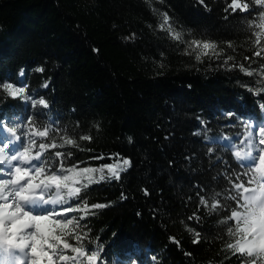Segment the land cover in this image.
<instances>
[{
  "label": "trees",
  "instance_id": "trees-1",
  "mask_svg": "<svg viewBox=\"0 0 264 264\" xmlns=\"http://www.w3.org/2000/svg\"><path fill=\"white\" fill-rule=\"evenodd\" d=\"M242 2L247 11L225 12L230 0H0V120L30 128L26 122L33 117L38 130L49 126L43 142L64 145L44 153L53 168L57 151L72 153L66 167L131 161L119 180L80 193L90 205H108L90 209L81 221L90 228L81 243L99 247L103 264L244 259L228 248L236 239L227 233L234 221L222 222L235 205L229 179L245 171L230 144L244 137L246 123L264 122V91L255 94L261 86L239 67L259 59L253 53L262 10L255 0ZM160 13L183 38L215 43L220 57L197 61L186 54L181 41L160 29ZM228 56L234 59L225 65ZM5 82L25 86V95L44 98L48 108L14 99ZM34 139L37 146L42 142ZM216 192L222 207L200 204L201 196ZM65 238L76 246L72 236Z\"/></svg>",
  "mask_w": 264,
  "mask_h": 264
},
{
  "label": "snow or ice",
  "instance_id": "snow-or-ice-1",
  "mask_svg": "<svg viewBox=\"0 0 264 264\" xmlns=\"http://www.w3.org/2000/svg\"><path fill=\"white\" fill-rule=\"evenodd\" d=\"M199 2L204 4L205 0ZM255 3L264 6V0H255ZM248 8V3L242 0H230L225 12L229 9L232 12L237 10L243 12ZM159 15L160 29L168 32L173 39L184 42L181 32L170 23L168 14ZM255 26L264 29V13L260 14L259 22ZM255 35V43L259 45L264 32H256ZM188 47L193 50L200 49V54L195 56L197 61H200L202 56H207L209 50L217 56L220 55L216 51L217 45L213 42L192 40ZM228 47H232L231 43ZM253 55L264 58V46ZM233 59L232 56H228L224 64L227 65ZM244 59L248 60L249 57L245 56ZM239 67L248 76L254 74L253 70L246 69L244 65ZM35 71L43 72L44 69L38 67ZM257 75L260 79L254 83L261 87L255 89V94L264 91V64H261ZM20 76H24L23 70ZM44 87H47V84ZM3 89L14 99L17 96L25 100L32 99L25 95V86L14 87L13 83L5 82ZM248 90L254 91L251 87ZM37 105L48 108L42 97L32 99V107L35 108ZM259 106L264 109V102ZM26 123L30 125L28 132L18 134L16 126H8L4 120H0V132L6 127L7 133L10 134L0 137V264H61L69 261L72 264H103L99 247L93 249L81 243L90 232L87 223L81 224V221L85 220L90 209H103L108 205L105 203L90 205L80 193L91 184L106 179L119 180L120 172L130 167L131 161L124 158L122 162L118 160L115 163L103 164L99 168L80 169L75 164L71 167L65 166V159L71 157V152L57 151L54 156L59 160V165L53 168L52 156H45L44 153L64 145L57 144L54 139L51 143L43 142L48 138L49 126L41 124L39 129L42 130H38L33 117H29ZM245 127L248 131L243 139L237 142L243 147H237L234 151L235 158L245 162L241 165L245 171L237 174L234 179H229L232 191H228V197L235 201V205L230 216L222 222L234 221V226L231 224L228 226L227 233L236 239L228 244V248L232 250L233 255L239 254L244 258L240 260V264H264V148L259 147L264 145V125L257 127L246 123ZM22 136L28 137L26 143H18ZM32 136H39L42 142L37 146ZM81 139L91 138L85 136ZM129 140L131 141V138ZM64 143L75 145V140L66 139ZM115 155L119 156L118 153ZM95 159L103 160L104 157L98 156ZM95 173H99L98 178L93 175ZM147 194L145 191V195ZM220 195L221 193L216 192L209 198L201 196L200 204L210 210H216L223 206L218 199ZM121 196L122 199H127L123 193ZM73 199L79 203L73 205L71 203ZM78 211H83L84 215L69 217L68 213ZM193 217L196 220L200 219L195 213ZM193 217L188 219L191 220ZM78 229L82 231L78 232ZM199 235L197 232L196 236ZM66 236H72L76 246L69 243ZM170 239L179 244L175 237ZM193 243H199V239ZM65 250H70L73 255L65 254Z\"/></svg>",
  "mask_w": 264,
  "mask_h": 264
},
{
  "label": "rangeland",
  "instance_id": "rangeland-1",
  "mask_svg": "<svg viewBox=\"0 0 264 264\" xmlns=\"http://www.w3.org/2000/svg\"><path fill=\"white\" fill-rule=\"evenodd\" d=\"M260 8H261V10H262V12L261 13H264V6H261V5H258ZM258 22H259V20H258ZM256 32H264V29H261V28H257V30H256ZM184 39V42H182L183 43V45H184V47H185V50L187 51L186 53L188 54V55H190L192 58H194L195 59V56L197 55V54H200V49H195V50H193L192 48H189L188 47V44L192 41V40H188L187 38H183ZM261 46H264V36H262L261 38H260V44L259 45H257L256 43H255V46H254V48H255V50L254 51H257ZM216 51L217 52H219V50H218V48L216 49ZM220 53V52H219ZM205 57H213V58H218V57H220V55L219 56H217L215 53H213L211 50H209V54L207 55V56H202L201 57V59L202 58H205ZM261 64H264V58H262V57H259V59L257 60V61H253L252 63H250V64H248L245 68L246 69H248V70H253L254 71V74L252 75V79H254L253 81H256V80H258V79H260V77L257 75V73L259 72V70H260V66H261ZM244 73V72H243ZM245 74V73H244ZM246 75V74H245ZM248 76V75H247ZM14 87H16V86H14ZM16 98H20L21 100H25V99H22L21 97H19V96H17ZM248 123H251L252 125H254V126H260V125H264V122H262V123H260V124H258V123H255V122H248ZM14 126H16L17 127V125H14ZM22 128H24V130H26L25 132H28V130H29V126H27V125H23V127H17V129H22ZM248 131V129H246V127H245V133H244V135L246 134V132ZM6 135H10V134H8L7 133V128L5 127V129L2 131V132H0V137H3V136H6ZM34 137L35 136H32V139H34ZM37 137V136H36ZM39 137V136H38ZM21 139H23V141H18V143H20V142H24V143H26L27 142V139H28V137L27 136H22V138ZM243 139V138H242ZM256 140L258 141V138H256ZM245 143H246V141H245ZM237 147H243V145H238V144H230V149H231V152L233 153V155H234V151L236 150V148ZM259 147L260 148H264V145H259ZM234 158H235V156H234ZM236 159V158H235ZM236 161L240 164V166L242 165V163H245V162H243V161H238L237 159H236ZM86 167V166H85ZM80 169H82V168H84V167H79ZM243 168V167H242ZM247 177H245V179H246ZM77 186V185H76ZM72 201H75V199H73ZM57 207H59V206H57ZM70 217V216H69Z\"/></svg>",
  "mask_w": 264,
  "mask_h": 264
}]
</instances>
